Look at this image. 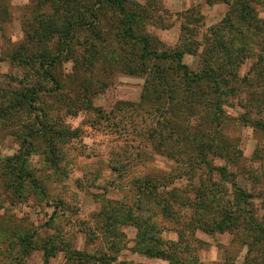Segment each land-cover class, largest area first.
Returning a JSON list of instances; mask_svg holds the SVG:
<instances>
[{
  "label": "rangeland",
  "instance_id": "rangeland-1",
  "mask_svg": "<svg viewBox=\"0 0 264 264\" xmlns=\"http://www.w3.org/2000/svg\"><path fill=\"white\" fill-rule=\"evenodd\" d=\"M93 2L102 20L117 12L113 5L102 8L99 0ZM133 2L149 12H160L164 20L161 25L165 28L148 19L147 26L137 28L139 34L150 35L152 46H159L160 50L175 49L183 28H195L196 19L203 34L218 24L227 12L225 5L210 7L205 0H150L148 5L141 0ZM82 6L72 4L67 9L69 12L75 10L72 22L82 23V20H76V14L83 11ZM66 8L62 0H0V112L10 113L13 109L11 119L15 123L10 126L6 124V117L0 118V264H45L43 250L50 243L56 248L51 264H70L66 253L58 250H62L63 242L70 245L64 250L72 248L93 254L94 244L87 242L83 232L91 234V223H99L96 217L107 201H119L122 197L132 199L128 181L111 172V164L118 166L112 161L113 155L121 158L131 174L144 169L157 172V175L171 174L177 167L173 161L160 157L151 162L136 159L139 148L132 142L135 136L123 127L125 114L131 109L128 103L140 101L145 81L116 72L119 67L113 61V75H100V64L91 66L95 57L93 49H85L86 42L93 41L92 34H99V22L70 33L62 17L63 11L68 12ZM259 12L264 19V9ZM124 23L122 20L121 25ZM45 24L56 25L57 28V34L42 44V48L49 50L48 56L42 59L44 63L34 60L27 64L23 60L41 48L34 33L42 31ZM118 30L121 28L111 29L102 35L117 44L119 40L115 36L120 32ZM197 61L194 57L185 58V63L192 69H196ZM106 64H109L108 60ZM249 68L247 65L244 72ZM84 71L88 80L95 81V92L88 107L75 84L85 79L82 77ZM46 72L52 77L48 78ZM100 81L105 83L101 86L97 83ZM33 99L35 102L30 105ZM245 104V100L240 99L226 104L225 129L222 130L224 140L236 146L242 158L234 156L235 168L226 159L219 158L216 162L221 167L231 166L229 172L236 175L238 185L260 198L253 204L258 215L264 216V132L245 122L246 119L264 118V112L258 116ZM42 112H47L54 121L49 135L41 133L44 130L41 127ZM7 118L11 121L10 115ZM30 121L32 123L24 128L16 125ZM29 132L33 133L32 138H29ZM65 132L70 135L66 136ZM25 137L29 143H24ZM28 151L31 153L27 158V168L23 166L18 176L25 178L31 174L32 179L46 189V195L40 193L36 186H21L20 180H15L23 154ZM146 152L150 153L149 150ZM8 159L10 164L6 163ZM137 162L138 166L134 167ZM204 172V179H208L209 171ZM12 183H16L15 188L8 187ZM176 184L186 187L188 182L183 180ZM164 226L169 229L164 238L176 240L177 235L172 231L175 226ZM122 232L126 235V244L122 245L127 249L118 246L119 253L108 255L109 258L116 256L110 264H168L138 253L134 227L126 226ZM23 238L30 240L21 242ZM195 238L199 243H191L193 253L202 264H223L228 258L232 264L244 261L246 248L232 235L211 237L198 232ZM95 246H98L95 250L101 248L102 255L106 254L105 243ZM107 254H111L110 251Z\"/></svg>",
  "mask_w": 264,
  "mask_h": 264
},
{
  "label": "trees",
  "instance_id": "trees-1",
  "mask_svg": "<svg viewBox=\"0 0 264 264\" xmlns=\"http://www.w3.org/2000/svg\"><path fill=\"white\" fill-rule=\"evenodd\" d=\"M62 1L66 10L72 4L76 7L83 5L82 13L76 14V20L80 19L82 23L72 22L74 9L71 12L63 11L62 17L70 33L99 22V34H92L93 41L86 42L85 49H93L95 57L91 66L98 67L100 64V75H113V61L119 67L116 72L145 81L140 101L137 104L128 103L131 109L125 114L123 127L135 136L132 142L139 148L136 159L151 162L155 157H160L173 161L177 167L171 174L157 175V172L145 169L131 174L121 158L113 155L112 161L118 166L111 164V172L121 180L128 181V192L132 199L122 197L119 201H107L96 217L99 223H91V234L83 232L87 242L94 244L91 249L93 254L72 248L64 250L70 246L65 242L62 243V250H58L66 253L70 264H110L116 260V256H109L119 253L118 246L127 249L122 245L126 239L122 230L131 226L137 230L138 253L168 264H202L191 245L199 243L195 238L198 232L211 237L232 235L246 248L242 264H264V216L258 215L253 204L255 199L260 198L241 188L236 175L229 172L231 166L234 167V156L238 155L241 159L242 154L236 146L224 140L223 134L224 109L229 101L245 100V105L255 110L256 115L261 116L264 112V19L259 12L264 9V0H205L210 7L225 5V17L203 34L196 19L195 28H183L179 44L173 50H160L159 46H152L150 35L139 34L137 28L147 26V19L159 27L165 26L161 25L164 20L160 12H149L134 0H99L102 8L113 5L114 11L117 10L103 20L93 0ZM141 1L148 5L150 0ZM122 20L125 22L123 25ZM117 27L121 28L115 36L122 43L120 46L119 42L113 44L112 40L103 36ZM56 29V25L45 24L42 31L34 33L41 48L24 59L25 63L34 60L45 62L42 59L48 56L49 50L42 48V44L57 34ZM186 57L198 59L196 69L185 63ZM107 60L109 64H106ZM247 65L250 68L244 72ZM83 74L85 79L75 84L84 105L88 107L95 92V81L87 79L86 71ZM45 75L52 77L47 72ZM97 83L102 86L105 81ZM34 102L33 99L29 104ZM12 110L10 113L0 112V118L6 117V124L10 126L14 123ZM9 115L11 121L7 118ZM42 118L41 127L45 131L41 133L49 135L54 121L47 112H42ZM31 121L16 125L24 128ZM245 122L264 132V118L254 121L246 119ZM28 135L32 138L33 133L29 132ZM30 153L23 154L24 159L15 180L19 179L21 186H36L40 193L46 195V189L39 186L31 174L25 178L18 176L23 166L27 168ZM219 158L226 159L231 166H219L216 162ZM6 163L10 164V160H6ZM205 170L209 171L208 179H204ZM183 180L188 182L186 187L175 186L176 182ZM15 184L8 187L15 188ZM165 224L175 226L172 231L177 235L176 240L164 238L169 231ZM29 240L23 238L21 242ZM102 243L106 244V254L103 255L99 251L101 248L95 250L98 247L95 245L101 246ZM54 249L50 243L43 250L45 264H51L56 255ZM107 251L111 254H107ZM223 264L232 262L228 258Z\"/></svg>",
  "mask_w": 264,
  "mask_h": 264
}]
</instances>
